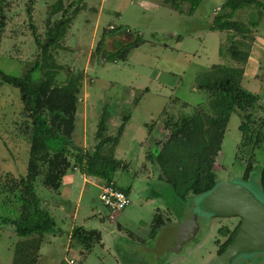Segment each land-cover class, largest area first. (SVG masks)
<instances>
[{
	"label": "rangeland",
	"instance_id": "374dc122",
	"mask_svg": "<svg viewBox=\"0 0 264 264\" xmlns=\"http://www.w3.org/2000/svg\"><path fill=\"white\" fill-rule=\"evenodd\" d=\"M71 1H75L81 10L62 40L63 47L53 49L56 61L62 66L57 82L65 83L71 75L83 76L77 129L86 118L89 142H92L101 118L108 116L110 131L116 134L123 116L132 113L131 129L121 139L117 149V158L129 163V169L117 177V183L132 185L135 176L139 178L131 189L130 204L115 213L123 236L108 243L107 247L97 243L91 251L83 253L82 245L75 243L71 237L69 227L72 216L77 213V224L95 229L101 227L100 219H108L111 211L101 200V191L97 187L89 186L80 194L83 177L79 171L70 170L80 182L66 206V215L62 217L59 209H54L58 204H52L54 207L50 214L54 219L55 215L61 217L55 220L54 228L45 234L36 264H71V259L79 260L80 264H135L143 261L160 264L165 260L166 264H209L227 239L228 235L222 233L221 228H235L239 218H213L211 213L202 210L200 231L182 251L163 252L158 246L155 247L156 244L149 237L155 213L161 211L169 217L172 213L177 217L183 216L198 197H177L171 186L160 179L159 164L147 158L148 153L157 152L158 148L141 140H145L142 133L148 135L158 123L161 131L158 140L163 142L168 137L165 128L168 119L191 115L199 108L208 109L210 92L199 88L198 83L213 64L223 63L220 46L227 39L228 32L212 30L211 25L215 11L225 0H202L192 13L189 12L191 3L181 0H176L180 5L178 9L172 6V0H64V3L68 5ZM56 2L58 0H0L6 16V25L0 35L1 69L9 74L24 75L41 59V48L35 41L34 32H38L40 39L45 41L46 21L51 6ZM31 4L32 16L28 12ZM245 12L243 17L246 18L248 11ZM60 17L61 13H58L51 20L57 21ZM124 28L131 30L127 29L129 32L126 35H120L118 30ZM135 31L144 38V43L133 48L127 60L105 62L104 52L122 44H117L118 40H133ZM105 34L101 54L97 47ZM258 35L264 38V16ZM250 56L242 85L248 92L260 96L252 111L256 119H261L264 115V44L255 47V50L253 47ZM42 74V69L37 68L33 77L39 80ZM138 97L140 101L136 104ZM22 106L18 89L1 83L0 178L8 172L16 177L26 172L29 146L19 134ZM241 121L240 111L234 112L229 120L215 166L217 178L243 184L264 203L259 181V172L264 166V145L253 153L254 169L250 179L244 181L253 143L240 150ZM36 188L43 206L47 207L48 200L53 196L55 201L59 200L55 192L43 185L41 178L37 179ZM4 199L5 195L1 194L0 264H14L19 237L13 225L5 221L18 217V204L17 201L14 202L16 204H6ZM146 237L150 239L142 240ZM126 239L130 242L128 246ZM133 241L142 244L149 242L151 247L146 250L142 248L143 245L140 247ZM249 259L251 261L240 256L233 264H260V261H264V252L257 257L250 255Z\"/></svg>",
	"mask_w": 264,
	"mask_h": 264
},
{
	"label": "trees",
	"instance_id": "16d2710c",
	"mask_svg": "<svg viewBox=\"0 0 264 264\" xmlns=\"http://www.w3.org/2000/svg\"><path fill=\"white\" fill-rule=\"evenodd\" d=\"M181 1L191 3L189 9L191 13L202 2ZM171 2L172 6L180 8L176 0ZM75 3L71 1L65 5L64 0H58L51 6L46 21L45 41L40 39L38 32H34L35 41L41 48V59L36 61L34 67L24 75L9 74L0 68V84L7 83L19 91L23 106L20 110L22 118L19 123L20 129H17L29 146L26 172L17 177L8 172L5 177L0 178V195H5L4 202L16 204L14 202L17 201L18 204V217L5 221L13 225L14 232L19 237L15 246L14 264H36L45 234L55 226V219L49 209L42 205V199L37 192L38 178L42 179L45 187L56 193L61 188L66 173L78 168L82 173L102 178L104 185H114L128 195L132 189L131 185H119L115 180V174L119 169L129 167V163L115 157V148L132 113L123 116L116 134L113 135L107 132L108 116L101 118L95 134L97 143L92 149L87 150L75 140L77 112L84 78L77 74L71 75L65 83L57 82L62 66L56 61L53 49L63 47L62 40L81 10ZM32 8L33 4L28 9L31 16ZM246 10L248 13L245 18L243 14ZM58 13H61L60 19L51 20L52 16ZM263 16L262 0H225L215 13L211 25L212 30L228 32L227 39L220 46L223 63L213 64L198 83L199 88L210 92L208 109L199 108L191 115H183L176 120L168 119L165 122V128L168 130L167 139L160 142L157 152H150V160L157 162L161 168L160 179L168 183L179 198L188 199L191 195L207 192L215 186L217 157L234 112L240 111L242 118L239 126L242 133L240 150L253 143L251 147L253 154L257 148L264 145V115L261 119H256L252 111L260 96L248 92L242 85L245 66ZM0 17L1 35L6 25L2 6ZM124 29L118 30L121 32L120 35H126L129 32L127 29L131 30ZM135 35L133 40H118L117 44H122L104 52V61L127 60L132 49L145 41L139 33L136 32ZM105 37L106 34L98 42L97 48L101 54L104 51ZM37 68L43 71L39 80L33 77ZM139 101L140 97L135 99L136 104ZM252 154L244 179L249 178L253 169ZM261 186L264 191V168L261 172ZM169 220L170 218L165 220L162 215L156 214L151 237H154L158 229ZM240 224L241 222L233 230L221 228L220 231L228 235V238L220 246L219 254L231 242ZM71 237L75 243L82 245L83 253H88L101 241L100 231L86 229L81 225L73 228Z\"/></svg>",
	"mask_w": 264,
	"mask_h": 264
},
{
	"label": "water",
	"instance_id": "95a60500",
	"mask_svg": "<svg viewBox=\"0 0 264 264\" xmlns=\"http://www.w3.org/2000/svg\"><path fill=\"white\" fill-rule=\"evenodd\" d=\"M259 172V181L261 184V172ZM254 169V167H253ZM252 169V171H253ZM251 171V172H252ZM244 179V181L249 180ZM262 194L264 191L261 186ZM197 196V200L188 206V209L182 217L175 216L162 225L156 235L152 237V241L158 246L161 251L180 252L186 245L191 243L200 231V219L202 214L200 211L205 210L212 214L213 218H234L242 219L241 225L238 227L232 241L226 249L216 255L209 264H233L235 260L242 256L246 260L252 257L259 256V253L264 252V203L261 202L246 186L236 182L235 180L218 179L215 186L204 193L191 195ZM203 208H201V207ZM198 207V210L196 208ZM204 213V212H203ZM119 237L122 233L117 230ZM112 237L109 241H114ZM125 241H128L127 239ZM126 243V242H125ZM128 244L126 246L130 245ZM135 245H139L146 250H149V242L141 243L133 241ZM151 247V246H150ZM250 253V254H249ZM247 254V255H245ZM165 261L161 262L165 263ZM135 264H149L146 261Z\"/></svg>",
	"mask_w": 264,
	"mask_h": 264
},
{
	"label": "crops",
	"instance_id": "0c3cea01",
	"mask_svg": "<svg viewBox=\"0 0 264 264\" xmlns=\"http://www.w3.org/2000/svg\"><path fill=\"white\" fill-rule=\"evenodd\" d=\"M218 10V9H217ZM216 10V11H217ZM215 11V13H216ZM112 26V25H111ZM223 32V31H221ZM180 38V36H179ZM253 47H254V50H255V47H262L263 44H264V38L263 37H260L258 35V32L256 33L255 35V41L253 43ZM251 59V56L249 57L248 60ZM138 104V103H137ZM164 110V109H163ZM163 112V111H162ZM85 114H86V117H87V111H86V107H85ZM131 124H132V116L130 118V120L128 121V123L126 124L125 126V129L123 131V134L120 138V141L121 139L128 134L129 130L131 129ZM120 126V124H118ZM117 126V128L119 127ZM107 129H108V133L110 135H113L112 131H110V126L107 124ZM114 129L116 130V126H114ZM97 131V129H96ZM96 131H95V134H96ZM135 134V133H134ZM161 134V131H160V126L159 124L157 123L156 124V127L155 129H153L151 132H149L148 135L142 133V137H144L145 140H141V142H145L147 143L148 145H152L153 147H157L158 149L160 148V141L158 140L159 138H161L160 136ZM75 139L77 140V143L83 147H85V149L87 150H90L94 147V145L97 143L96 141V137L94 135L93 137V140L92 142H89V128H88V124H86V118H84V124L77 129V126H76V130H75ZM155 139V140H153ZM91 140V139H90ZM119 141V143H120ZM91 143V144H90ZM93 143V144H92ZM117 149H118V145H116V148H115V157L117 158ZM150 153L147 154V158H149ZM119 159V158H117ZM119 160H122V159H119ZM124 161V160H122ZM125 162V161H124ZM127 163V162H126ZM129 169V167H128ZM128 169H119L118 172H116L115 174V180L117 181V177L119 175H121L123 173V171L125 170H128ZM73 171H79L82 175V182H81V186H80V194L82 192H85L86 190H88L89 186H94V187H97L100 191L102 190V187L104 186V180L100 177H97V176H91V175H87L85 173H82L78 168H75V169H71ZM136 178H134V182L136 181V179L139 178L138 175L135 176ZM80 182V179L79 178H75V175L73 172H70V170L66 173V175L64 176L63 178V183H62V186L61 188L59 189V191L56 192V194L59 196V200L55 201V196H53L51 198V200H48V203L46 204L47 205V208L50 210V212L52 213V209L54 207L55 204H58V207H54V209H59L58 212H60L59 214L63 217V215H66V206L69 202H71V196H72V193L75 191V188H76V185L77 183ZM134 182L132 183V188L134 186ZM132 191V190H131ZM131 194V192H130ZM129 194V195H130ZM79 200H80V197H79ZM53 201V203H52ZM56 202V203H55ZM54 204V205H52ZM50 207V208H49ZM56 214V213H55ZM156 214H160L164 217L165 220H167L168 218L172 219L173 216L171 215L170 217L169 216H166L165 214H163L161 211H158L155 213ZM155 215H154V218H155ZM61 216H58V215H55L54 217L57 219ZM73 220L70 224V227H69V230H70V233L73 232V228L75 226H78L79 224L76 223V220L78 219V215L77 213H75L73 216ZM55 219V220H56ZM117 219L115 218V213L111 216L109 215L108 219L107 218H102L100 219V225L101 227L99 228H95L97 229L98 231H100L101 233V241L99 243H102L105 247L108 246V243H110V239L113 237L114 239H117V237H119V233L117 230L120 231L121 229V224L117 225ZM153 223H154V220H153ZM152 223V225H153ZM81 226H84V225H81ZM86 229H89L87 228L86 226H84ZM121 232V231H120ZM71 235V234H70ZM151 237V233H150V236ZM149 237H146V238H142V240H147L150 239ZM152 238V237H151ZM141 240V241H142ZM119 262V261H118ZM78 264H80L79 260H78ZM121 264V263H119ZM162 264H166L165 263H162Z\"/></svg>",
	"mask_w": 264,
	"mask_h": 264
},
{
	"label": "built area",
	"instance_id": "2783aa9c",
	"mask_svg": "<svg viewBox=\"0 0 264 264\" xmlns=\"http://www.w3.org/2000/svg\"><path fill=\"white\" fill-rule=\"evenodd\" d=\"M100 198L111 211V216L117 213V211L124 209L131 202L130 195L114 185H104L101 190ZM70 263L78 264V260L71 259Z\"/></svg>",
	"mask_w": 264,
	"mask_h": 264
},
{
	"label": "flooded vegetation",
	"instance_id": "af4514ba",
	"mask_svg": "<svg viewBox=\"0 0 264 264\" xmlns=\"http://www.w3.org/2000/svg\"><path fill=\"white\" fill-rule=\"evenodd\" d=\"M238 218H239V222H238V224H239L240 222H242V219H241L240 217H238ZM238 224H237V225H238ZM237 225H236V226H237ZM240 225H241V224H240ZM240 225H239V226H240ZM236 226H235V227H236ZM233 229H234V228H232L231 230H233ZM233 237H234V236H233ZM227 238H228V236H227ZM225 241H226V240H225ZM231 241H232V240H231ZM218 250H219V249H218ZM218 254H219V253H218V251H217V255H218ZM260 264H264V261H263V260L260 261Z\"/></svg>",
	"mask_w": 264,
	"mask_h": 264
}]
</instances>
